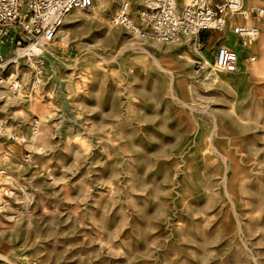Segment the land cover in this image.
<instances>
[{
	"label": "rangeland",
	"instance_id": "obj_1",
	"mask_svg": "<svg viewBox=\"0 0 264 264\" xmlns=\"http://www.w3.org/2000/svg\"><path fill=\"white\" fill-rule=\"evenodd\" d=\"M122 1L71 10L33 89L4 69L0 264H264V78L198 71L208 43L140 37Z\"/></svg>",
	"mask_w": 264,
	"mask_h": 264
},
{
	"label": "built area",
	"instance_id": "obj_2",
	"mask_svg": "<svg viewBox=\"0 0 264 264\" xmlns=\"http://www.w3.org/2000/svg\"><path fill=\"white\" fill-rule=\"evenodd\" d=\"M246 0H140L133 10L124 0L113 16L116 25L140 37L168 42L182 36H196L201 31H221L228 22L240 18L244 23L234 24L232 33L244 45L260 35L259 19L264 15V0L258 5H245ZM92 0H0V87L21 97L24 85L19 78L3 77L8 65H22L33 70V89L45 72L43 47L51 42L66 15L73 9H85ZM250 20V21H247ZM250 22V23H248ZM199 46V45H198ZM253 59V57H251ZM239 55L224 45L215 49L213 63L199 56L195 65L206 72L212 67L222 72H234L239 65ZM8 80V82H7ZM39 122L31 126L35 134ZM0 131L4 128L0 125ZM17 142H26L24 136L9 134Z\"/></svg>",
	"mask_w": 264,
	"mask_h": 264
},
{
	"label": "crops",
	"instance_id": "obj_3",
	"mask_svg": "<svg viewBox=\"0 0 264 264\" xmlns=\"http://www.w3.org/2000/svg\"><path fill=\"white\" fill-rule=\"evenodd\" d=\"M250 2H253V0H246L245 5L248 6ZM238 23H244V21L240 18H237L236 22L233 21L228 22L226 28L230 29L234 24H238ZM259 27H260V34L263 31L262 36L259 35V37L255 39L256 43L250 46H248L247 43L243 45L240 42L238 36L232 33V30L231 32L229 30L228 33H224L222 36H218L213 44H211V41H209L210 34L213 31H201L198 35L195 36L197 38V44L199 45V47L201 46L202 43L204 44L208 43L209 45V48L206 47L202 50L200 49L202 51L201 56L203 57L205 56L209 62H212L216 47L218 45L227 46L230 49L237 52V54L239 55V59H240L239 65L241 63V66L247 69L250 73L258 77L264 78V16L262 18L263 30L261 28V22H259ZM204 33H208V36L205 39L202 36V34ZM251 57H253V59H251ZM226 84L227 86L232 87L236 84V82H234L233 80H228Z\"/></svg>",
	"mask_w": 264,
	"mask_h": 264
},
{
	"label": "bare ground",
	"instance_id": "obj_4",
	"mask_svg": "<svg viewBox=\"0 0 264 264\" xmlns=\"http://www.w3.org/2000/svg\"><path fill=\"white\" fill-rule=\"evenodd\" d=\"M188 0H186V1H184L183 3H185V2H187ZM230 22H232V20H230ZM58 32V31H57ZM57 34V33H56ZM254 43H256V40H254V41H251V42H247V44H248V46H250V45H253ZM195 44H196V42H195ZM195 49H196V51L197 52H199L200 53V51H198V49L196 48V46H195ZM43 50H46V48L45 47H43ZM201 54H202V51H201ZM205 57V56H204ZM206 58V57H205ZM207 59V58H206ZM213 60H214V57H213V59H212V62H209V63H213ZM213 68V67H212ZM216 75H212V76H210L211 78L212 77H215ZM23 78V77H22Z\"/></svg>",
	"mask_w": 264,
	"mask_h": 264
}]
</instances>
